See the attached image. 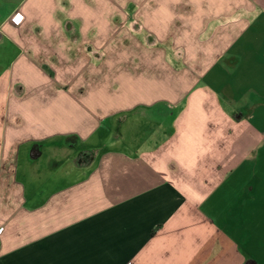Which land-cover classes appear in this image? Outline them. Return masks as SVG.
Wrapping results in <instances>:
<instances>
[{"label":"crops","instance_id":"1","mask_svg":"<svg viewBox=\"0 0 264 264\" xmlns=\"http://www.w3.org/2000/svg\"><path fill=\"white\" fill-rule=\"evenodd\" d=\"M126 262L264 264V0H0V264Z\"/></svg>","mask_w":264,"mask_h":264},{"label":"built area","instance_id":"2","mask_svg":"<svg viewBox=\"0 0 264 264\" xmlns=\"http://www.w3.org/2000/svg\"><path fill=\"white\" fill-rule=\"evenodd\" d=\"M124 264H129V262H126V263H124Z\"/></svg>","mask_w":264,"mask_h":264},{"label":"snow or ice","instance_id":"3","mask_svg":"<svg viewBox=\"0 0 264 264\" xmlns=\"http://www.w3.org/2000/svg\"><path fill=\"white\" fill-rule=\"evenodd\" d=\"M17 19L19 20V17H17Z\"/></svg>","mask_w":264,"mask_h":264}]
</instances>
